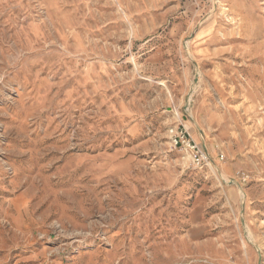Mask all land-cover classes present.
<instances>
[{
  "label": "rangeland",
  "instance_id": "374dc122",
  "mask_svg": "<svg viewBox=\"0 0 264 264\" xmlns=\"http://www.w3.org/2000/svg\"><path fill=\"white\" fill-rule=\"evenodd\" d=\"M0 264H264V0H0Z\"/></svg>",
  "mask_w": 264,
  "mask_h": 264
},
{
  "label": "built area",
  "instance_id": "2783aa9c",
  "mask_svg": "<svg viewBox=\"0 0 264 264\" xmlns=\"http://www.w3.org/2000/svg\"><path fill=\"white\" fill-rule=\"evenodd\" d=\"M171 144L174 148H179L187 153L191 162L196 166H205L210 163V157L207 153L206 147L195 143L183 131L175 132L171 138Z\"/></svg>",
  "mask_w": 264,
  "mask_h": 264
}]
</instances>
